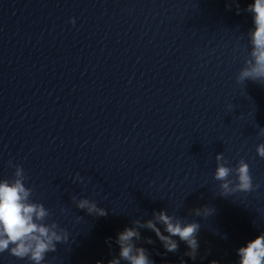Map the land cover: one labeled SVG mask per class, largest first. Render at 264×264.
<instances>
[{
    "label": "clouds",
    "instance_id": "obj_1",
    "mask_svg": "<svg viewBox=\"0 0 264 264\" xmlns=\"http://www.w3.org/2000/svg\"><path fill=\"white\" fill-rule=\"evenodd\" d=\"M246 11L252 14L254 28L248 32L250 51L245 65L236 76L237 83H244L246 80L264 85V0H254L249 4ZM237 14L239 7L237 5ZM70 23L75 24V19ZM229 111L234 105L228 104ZM258 126V125H257ZM258 136H264V127H259ZM257 155L264 159V142L256 146ZM216 168L214 179L220 182L221 192L219 195L228 197L236 192H251L259 185L253 184L251 168L241 158L235 167L229 166V161L223 153L215 155ZM10 167L14 168L12 179L0 180V253L8 252L17 259H27L31 264H44L48 253L57 250V244L66 243L69 240V233L66 229L60 228L57 222L46 221L52 215L42 203L34 202L31 197L33 189L27 187L25 181L27 174L22 165L8 161ZM235 176V179L231 177ZM73 183H84V178L77 173L72 178ZM76 208L86 210L89 215L96 217L106 216L107 210L99 207L97 202L86 197H71ZM62 212L66 211L61 209ZM209 206L193 209L196 216L208 217L214 213ZM82 217L77 216L79 221ZM133 227H126L117 234L116 244L119 245V255L114 257L108 264H154L149 258L147 250L138 247L135 241L141 239L138 229L146 228L153 231L156 237L162 242L166 252L175 253L179 250V244L173 237H179L189 251L185 255L195 260L198 255L199 242L197 235L201 225L196 222H185L182 218L169 215L166 210L154 211L153 218L146 221L136 219ZM157 225L163 226V232ZM167 233L165 235L164 233ZM107 242H111L108 238ZM146 243H153L151 238H146ZM239 264H264V233L259 234L253 240L247 242L246 246L237 249ZM97 264H103L97 261ZM181 264H184L181 261ZM209 264H219L212 260Z\"/></svg>",
    "mask_w": 264,
    "mask_h": 264
}]
</instances>
